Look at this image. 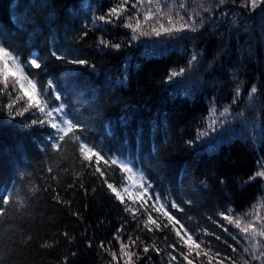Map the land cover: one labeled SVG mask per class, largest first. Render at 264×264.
<instances>
[{
	"label": "trees",
	"instance_id": "trees-1",
	"mask_svg": "<svg viewBox=\"0 0 264 264\" xmlns=\"http://www.w3.org/2000/svg\"><path fill=\"white\" fill-rule=\"evenodd\" d=\"M182 2L188 4L189 12H199L202 6L207 12L200 15L215 16V21L200 28L198 34L188 33L184 39L165 37L155 47L151 44L155 37H142L149 43L125 46L118 54L92 50L101 33L90 32L81 47L96 65L95 72L90 67L66 65L55 59L39 71L30 67L27 70L33 72L30 78L38 82L37 99H54L50 89L39 95L42 87L47 89L49 79L74 86L64 103L87 122L90 140L97 150L107 152L120 146L122 159L131 150L139 157L134 170L151 177L157 183V191L171 192V198L180 202L188 198L194 180L201 184L198 201L190 207L181 203L184 213L173 214L194 233H203L207 228L225 239V234L206 219L225 202V197H232L227 206L236 210L237 218H264V178L246 183L255 172L264 170V12L257 10L250 19L246 18L249 13L239 8L242 0H225L224 6H220L219 0H154L151 7L167 5L164 11L168 13L178 11ZM103 4L104 0H0V33L18 49L15 55L27 59L40 57L38 62H43L53 34L63 36L65 27L81 29L85 23L91 28L93 10ZM149 10L146 4L140 7L141 13ZM140 21L143 31L153 26L142 15ZM125 31L121 29L114 35L123 40ZM79 34L77 31L76 35ZM194 54H200L199 59L189 67L188 61ZM181 67L189 68L188 72L198 76L199 82L182 85L181 77L165 84L169 71ZM238 84L242 95L234 104ZM253 86L257 92L250 97ZM7 102L0 96V103ZM225 108L229 115L237 116L232 137H207L205 131L211 115L220 117ZM5 119L0 117V192H10L12 199L0 214V264H64L65 256L69 264H108L110 257L96 246L88 248L87 240L95 237L94 245L100 240L107 244L125 217L130 221L131 216L92 178L94 168L86 170L80 166L74 138L55 152L50 145L46 146L41 133L18 123H4ZM124 120L128 122L126 129ZM245 125L255 127L253 134H244ZM141 127L143 137L138 142L136 131ZM198 132L205 134L208 143L192 150L185 141ZM125 136L130 144L124 143ZM49 168L53 169L51 173ZM107 171L110 182L122 189L126 176L118 168L109 167ZM220 179L226 183L220 184ZM70 184L74 188L69 189ZM52 189L68 204H55ZM0 207H4L2 200ZM73 212L79 213V218ZM144 220L146 216L141 218V224ZM135 229V224L125 227L124 242L131 235L139 236L150 246L155 243L166 251L163 256L150 252L151 264H168L167 246L176 239L174 233L169 229V240L161 233L153 236ZM206 239L221 248L222 255L231 253L214 236ZM227 239L231 244L232 240ZM198 242L203 248L204 237ZM118 248L117 243L115 250ZM140 251L142 254V246Z\"/></svg>",
	"mask_w": 264,
	"mask_h": 264
},
{
	"label": "snow or ice",
	"instance_id": "snow-or-ice-1",
	"mask_svg": "<svg viewBox=\"0 0 264 264\" xmlns=\"http://www.w3.org/2000/svg\"><path fill=\"white\" fill-rule=\"evenodd\" d=\"M153 2L154 0H136L135 3H130V0H104V4L100 8L93 10L90 21L91 28L88 27V23H85L81 29L70 30L65 27L63 36L59 33L52 35L51 47L48 54L43 58V62H38L41 60L40 57L27 59L23 55H15L14 53L18 49L13 46L11 41L6 42L3 33H0V96L8 101L7 103H0V117H6L4 123H18L21 127L41 133L45 138L46 146L50 145V148L55 152H60L62 145L67 144L70 138H74L73 144L78 145L76 158L80 160V166L86 170L94 168L92 178L98 180L100 187L106 189L108 195L114 197L118 204L123 207L124 212L131 216L130 221L127 216L125 217V220L112 233L107 244L104 240H100L99 244L94 245L95 237L87 240L88 248L96 246L110 257L108 264H121V262L122 264H146V262L151 264V257L148 255L150 252H156L161 256L165 254V249H160L155 243L150 246L144 243L139 236L129 235L127 243H125L122 239L125 235L124 229L132 224L136 225L135 231L150 233L153 236L156 233H161L169 240H171V236L168 234L169 229L174 233L176 239L171 240L167 246L168 264H183V262L186 264H197V262L198 264H264V218L257 217L252 220L243 214V218H237L236 210L227 206L232 197H225V202L220 204L218 209L208 214L206 219L215 224L227 238L232 240L230 244L227 238L222 239L221 235L209 232L207 228L204 229L203 233H194L182 222V219L173 214V211L184 213L185 209L181 207V203L190 207L201 197V184L195 180L190 186V193H187L188 198L177 202L175 198H171V192L164 194L157 191V183L153 182L152 178L145 172H141L139 183L136 184V191L129 193L126 198L124 192H128V189L125 188L122 192L117 183L110 182L107 169L109 167L113 170L118 168L127 179H131L130 174L134 172L139 157L134 156L129 150L127 156L122 159L121 156L124 153L120 146L109 148L107 152L103 149L97 150V145L90 140L87 122L74 115L70 106L64 103L66 98L71 95L74 86L70 87L62 82H54L49 79L47 89L42 87L39 95L42 96L44 91L50 89L51 97L54 99L49 97L37 99L38 82H34L30 78L33 76V72L28 71V67L39 71L46 67L52 59H55L66 65L90 67L95 72L96 65L91 63L85 55L86 49L81 47L90 32L101 33L91 46L92 50L101 54H118L124 50L125 46L132 48L149 43L141 39L142 37H155L156 39L151 41L152 46L155 47L165 37L170 40H179L184 39L188 33L198 34L200 28L216 19L215 16L200 15V12H207V9L202 6L199 12H189L188 4L182 2L178 5V11L169 10L168 13H165L164 8L167 5L152 8ZM219 3L220 6H224L225 0H219ZM145 4L150 10L141 13L140 7ZM239 8L241 11H247L249 15L246 18L250 19L257 10L264 12V0H242ZM97 12L100 14L96 15ZM133 13L135 14L134 21ZM141 15L145 22L153 25L150 30H142ZM261 19L264 20V17ZM85 20H87V16H85ZM121 29L126 30L123 40L114 35V32ZM77 31L80 33L78 36L76 35ZM138 41L139 43H137ZM199 55H192L188 61L189 67L197 63ZM124 70L127 71V68ZM188 71L189 68L186 67H181L178 71L170 70L164 83L172 84L176 82L177 78L184 77ZM71 72L72 69L69 68L68 73L71 74ZM117 83H122V81H117ZM256 92L257 87L253 86L250 97ZM241 95V86L238 84L232 103H237ZM54 104L58 106H53ZM228 115L229 110L225 108L224 112L220 114V118L213 122L211 130L214 133V139L222 136ZM239 118L243 119V116L239 115ZM127 123L126 120L123 121L125 129ZM217 124L221 125L219 132L216 129ZM245 130L246 132H254L255 127L249 128L245 125ZM109 134L112 135L113 133L110 132ZM204 135L198 132L193 139L185 141V145L192 150L203 146L208 143L204 139ZM142 137L143 128L141 127L136 131L137 141H142ZM124 143L130 144L127 136L124 137ZM253 143H255V138H253ZM66 151L64 149L65 153ZM52 171V168L48 169L49 173ZM257 177L264 178V170L255 172L246 183L254 181ZM219 183L225 184L226 181L220 179ZM74 186L70 184L68 188L72 189ZM79 186L84 187L83 184ZM52 192L54 193L52 200L55 204H68V201L63 200L56 189H52ZM85 194H87L86 189ZM11 199L10 192L8 194L0 192V200L4 206L0 207V214L11 203ZM72 215L79 218L77 212H73ZM143 216H146V220L141 224ZM230 229L234 231H230ZM63 235L68 236L67 233ZM202 236L204 237L203 248L202 244L198 242ZM208 236H214L215 241H219L223 248H230L231 253L222 255L221 248L207 242L206 237ZM117 243L119 245L118 251L115 250ZM133 249L137 251H133ZM75 255L76 253L72 254L73 257ZM64 264H69L67 256L64 257Z\"/></svg>",
	"mask_w": 264,
	"mask_h": 264
},
{
	"label": "rangeland",
	"instance_id": "rangeland-1",
	"mask_svg": "<svg viewBox=\"0 0 264 264\" xmlns=\"http://www.w3.org/2000/svg\"><path fill=\"white\" fill-rule=\"evenodd\" d=\"M199 80L200 79L198 78V76L192 75L190 72H187L186 75L182 79V85L191 86L193 83L195 84V82L198 83ZM214 115H215L214 113L211 115V120L209 121V124H207V129L205 131V134H207V137H211L212 134H214L211 130L213 122L220 118V117H218L216 115L214 116ZM236 118H237V116H235V115H228L227 121H226V126L223 130V133H222V135H224L223 136L224 139H229L232 137L231 135L234 133L232 130V125H234ZM216 129L219 132L221 129V125L217 124ZM243 132L245 135H250V132H246L245 128H244ZM251 134H253V132H251ZM130 175L132 178L127 179V183L121 189L122 192H124L125 188L128 189V192H124V194L126 196H128L129 193L135 192L136 191V184L139 183V175L140 174L137 171L134 170V172Z\"/></svg>",
	"mask_w": 264,
	"mask_h": 264
}]
</instances>
